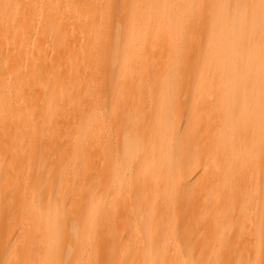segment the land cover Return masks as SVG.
<instances>
[{"label": "bare ground", "instance_id": "bare-ground-1", "mask_svg": "<svg viewBox=\"0 0 264 264\" xmlns=\"http://www.w3.org/2000/svg\"><path fill=\"white\" fill-rule=\"evenodd\" d=\"M11 240L0 264H264V0H0Z\"/></svg>", "mask_w": 264, "mask_h": 264}, {"label": "rangeland", "instance_id": "rangeland-1", "mask_svg": "<svg viewBox=\"0 0 264 264\" xmlns=\"http://www.w3.org/2000/svg\"><path fill=\"white\" fill-rule=\"evenodd\" d=\"M194 64H195V66H197L199 68L197 69L196 78L193 80V82H191L190 85H198L201 82L202 78H203V72L200 69V61L199 60H195ZM188 90H189V88H185L183 90L185 92H184V94L181 97L182 101H187L188 100L189 94H190L188 92ZM106 113H108V111ZM186 125H187V123L184 122V123H182L180 125V128L183 129V128L186 127ZM142 155H145V153L143 152ZM133 167H135V165ZM128 174L131 175L132 177H134V175L137 174V170H135V168H133L130 172H128ZM192 182H193V180H190V181H188L187 184L190 185V184H192ZM189 188H186V189L189 190ZM80 241H81L80 238H76V239L72 240V245L73 246H79ZM11 242H12V240L9 243L1 246V248H0V263H2L4 256H6V254L9 252V250L11 248V245H12ZM72 260H73V258L71 256H68L66 258L65 264H71Z\"/></svg>", "mask_w": 264, "mask_h": 264}]
</instances>
